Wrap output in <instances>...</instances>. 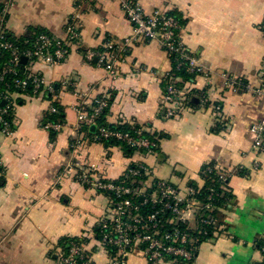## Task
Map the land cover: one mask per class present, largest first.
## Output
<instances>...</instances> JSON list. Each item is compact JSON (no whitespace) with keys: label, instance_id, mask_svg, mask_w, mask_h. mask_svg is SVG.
Returning a JSON list of instances; mask_svg holds the SVG:
<instances>
[{"label":"crops","instance_id":"obj_1","mask_svg":"<svg viewBox=\"0 0 264 264\" xmlns=\"http://www.w3.org/2000/svg\"><path fill=\"white\" fill-rule=\"evenodd\" d=\"M138 1L147 13L174 11L184 19L179 38L209 72L208 79L194 75L184 82L187 100L198 97L195 105L185 103L177 117H165L161 106L164 75L172 65L157 40L129 42L114 61L116 76L85 56L108 40L121 43L129 36L131 24L119 0H13L6 23L13 35L42 30L64 39L72 20L78 37L62 62L33 65L51 82L55 97L30 91L14 96L13 133L0 134V264H60L63 237L84 239L92 264L108 263L111 254L96 237L110 199L64 172L75 156L95 164L109 179L142 162L154 178L181 188L202 186L205 165L229 172L231 198L215 209L214 230L200 242L193 264H264L259 251L264 243V149H252L249 131L264 113V94L233 91L224 83V76L242 77L252 88L264 83V0ZM77 94L85 95L88 105L110 98L107 122L140 125L157 137V150L126 155L119 146L93 141L87 134V128L90 134L95 129L91 121L76 131ZM50 99L62 107L64 118L53 139L42 126ZM124 264L149 263L140 248H132Z\"/></svg>","mask_w":264,"mask_h":264},{"label":"built area","instance_id":"obj_2","mask_svg":"<svg viewBox=\"0 0 264 264\" xmlns=\"http://www.w3.org/2000/svg\"><path fill=\"white\" fill-rule=\"evenodd\" d=\"M13 0H0V52L9 54L7 62L0 67V134L11 136L13 122L6 114L13 111L14 96L19 93L30 92L34 96L50 94L55 97V89L50 81L32 68L39 60L56 65L62 62L69 53V44L78 37V25L72 20L66 27V38L58 39L46 32L38 34L32 45V49L23 51L11 41L4 40L8 11ZM119 5L125 17L131 24V32L124 42L115 43L108 40L104 51L87 50L86 58L103 67L111 76L117 75L114 61L122 54L129 42L138 39L157 40L159 45L169 54L178 56L177 67L186 60V70L195 75H203L209 78L207 68L203 66L199 58L189 52L179 38L181 25L176 17L161 9L145 12L138 0H119ZM25 56L29 62L24 68V77H13L9 82L8 75L17 73L19 58ZM264 82V68L261 70ZM167 79L162 94V104L165 117H177L183 110V101L188 98L187 91L177 88ZM12 83V85H11ZM224 83L233 91L244 89L254 94H264V83L252 88L246 79L235 76H224ZM78 102L75 107L77 112L76 131H80L86 122H93L100 111L107 107V97L97 100V104L91 114H88L89 100L83 94H77ZM202 100L205 96H201ZM57 112L54 101L46 108V116ZM45 120V119H44ZM43 120L42 126L47 130L59 131L64 127L63 122ZM252 134V149L261 151L264 149V113L249 125ZM114 137L132 148L133 152L152 151L156 146L153 140L141 136L136 130L133 135L127 132L111 131L104 127L98 128V133L92 135L93 141L102 138ZM81 138L72 145L73 150L81 143ZM239 169V168H238ZM64 172L72 174L76 179L90 188L109 194L110 209L108 214L98 220L99 230L96 242L98 246L115 253L110 255L107 264H122L118 257L125 258L132 248H140L149 264H161L165 261L193 264L200 242L209 238L215 226V209L227 205L229 199L224 198L221 204L216 205L224 196V188L228 181L229 172L214 166L205 165L202 172L213 173L219 190L210 187L205 199L197 197V188L187 185L184 188L174 183L154 178L152 169L142 163L136 162L126 167L122 175L117 179H109L97 172V166L75 156L65 165ZM220 205V206H219ZM259 251L264 255V243L259 245ZM60 264H91L87 254L85 243H72L68 253H59Z\"/></svg>","mask_w":264,"mask_h":264},{"label":"trees","instance_id":"obj_3","mask_svg":"<svg viewBox=\"0 0 264 264\" xmlns=\"http://www.w3.org/2000/svg\"><path fill=\"white\" fill-rule=\"evenodd\" d=\"M169 14L176 17L181 26L184 25V19H182L176 12L173 11V12H170ZM262 30L264 32V21L262 22ZM42 32H46V31L37 30L34 33L29 32L28 34L17 37L15 35H13L12 33L8 32L7 29H5L4 40L13 42L14 45L18 48V50L23 51L25 49H32V45L34 43L36 36ZM104 50H105V47H102L100 49H95V51H104ZM169 56H170L172 66H171V70L164 75V80L166 81L167 79L169 80V78H171L170 81L172 82V84L174 86H176L177 88H181L184 85V82L190 80L195 74L190 73L186 70V60H184V62L181 66L177 67L176 64L178 62V56L176 54H170ZM21 57L19 58V63L17 65V70H18L17 73L15 75H8L7 76V80L9 82L11 81V79L13 77H19V78L24 77V68H25L26 64L29 62V59L22 61ZM8 58H9L8 52H6V51L0 52V67H1L2 63L8 61ZM11 85H12V83H11ZM165 85H166V83H165ZM26 90L30 91L29 86L26 87ZM197 97L198 96L193 97V98H189L188 100L187 99L184 100L183 101L184 105H185V103H186V105H191V104L195 105V101H197ZM97 100H94L90 105H88L86 107L88 114H91L93 112V109L97 104ZM110 103H111L110 98H107V104L109 105ZM54 104L57 108V112L47 115L45 120L52 121V122L63 121L64 118H63L62 107H60L56 103H54ZM108 105H107V107L103 108L99 114H97L95 116V118H94L95 129L93 132H91L92 134H90L89 129L87 128V134H89L91 136L94 134H97L99 127H104V128L111 130V131L127 132L130 135H133L136 130H139L141 136L147 137L156 143V146L152 148V151L157 150V147H158L157 137H155V135H151L149 133H146L145 130L140 125H137V124L136 125H129L127 123H119V124L108 123L106 120V114L108 112ZM6 116H7V118L11 119V117H12L11 112H8L6 114ZM49 132H50L51 139H53L57 132L54 130H51V129L49 130ZM100 141L105 146H119L121 149H123V151L126 155H131L133 153L132 148L126 146L123 143V141H121L117 138H114V137H106L105 138L104 137ZM140 151L143 152L144 149H141ZM209 166H211V165H209ZM239 171L242 172V169L239 168ZM201 176L203 179V185L199 186V187H197L196 185H193V186H195L197 188L198 199L203 200L206 198L208 193H210L209 188L213 187V188H216L217 190H219L218 187H219L220 183L217 182L216 176L213 173H211V174L207 173V172L203 173L202 169H201ZM104 194H107L109 196V194L106 192H104ZM224 198H227L229 200L231 198V195L229 194L226 187L224 188L223 198H221L219 201H215L216 205L221 204L222 200ZM98 234H99V230H97V237H98ZM83 241H84V239L78 238V237H63L60 239L59 244L61 247V251L66 255L68 253L69 247L71 246L72 243H81ZM109 252L113 255L115 253V250L110 249ZM118 260L122 264H124L125 258L118 257Z\"/></svg>","mask_w":264,"mask_h":264},{"label":"water","instance_id":"obj_4","mask_svg":"<svg viewBox=\"0 0 264 264\" xmlns=\"http://www.w3.org/2000/svg\"><path fill=\"white\" fill-rule=\"evenodd\" d=\"M21 60H22V61H25V60H26V57H25V56H22V57H21ZM0 103H1V105H3V104L5 103V101L2 100Z\"/></svg>","mask_w":264,"mask_h":264},{"label":"rangeland","instance_id":"obj_5","mask_svg":"<svg viewBox=\"0 0 264 264\" xmlns=\"http://www.w3.org/2000/svg\"><path fill=\"white\" fill-rule=\"evenodd\" d=\"M62 252V251H61Z\"/></svg>","mask_w":264,"mask_h":264}]
</instances>
